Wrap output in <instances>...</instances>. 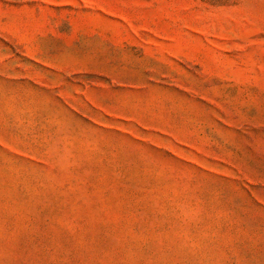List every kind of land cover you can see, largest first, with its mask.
Returning <instances> with one entry per match:
<instances>
[{"label": "rangeland", "instance_id": "obj_1", "mask_svg": "<svg viewBox=\"0 0 264 264\" xmlns=\"http://www.w3.org/2000/svg\"><path fill=\"white\" fill-rule=\"evenodd\" d=\"M0 264H264V0H0Z\"/></svg>", "mask_w": 264, "mask_h": 264}]
</instances>
